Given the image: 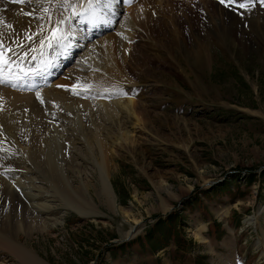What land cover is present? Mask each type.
I'll use <instances>...</instances> for the list:
<instances>
[{"label":"rangeland","instance_id":"374dc122","mask_svg":"<svg viewBox=\"0 0 264 264\" xmlns=\"http://www.w3.org/2000/svg\"><path fill=\"white\" fill-rule=\"evenodd\" d=\"M128 5L147 9L152 30L136 28L129 47L134 82L114 89L129 91L139 111V121L124 129L125 147L117 141L110 148L116 210L96 196L98 173L89 165L88 192L105 214L78 213L68 205L81 202L75 194L33 168L48 192L41 197L53 200L41 217L61 220L40 232L27 211L35 210L0 195V231L8 239L19 232L48 264H264V0ZM76 191L87 197L80 186ZM158 219L166 224L155 226ZM134 220L140 225L120 242ZM152 226L162 243L155 250L144 236ZM22 229L32 236L25 239ZM11 251L0 245V264H26Z\"/></svg>","mask_w":264,"mask_h":264},{"label":"bare ground","instance_id":"6f19581e","mask_svg":"<svg viewBox=\"0 0 264 264\" xmlns=\"http://www.w3.org/2000/svg\"><path fill=\"white\" fill-rule=\"evenodd\" d=\"M67 2L76 4L74 10L82 15L73 16L72 8L62 6L65 0H26L24 3L0 0V40L15 49L13 62L18 64L27 63L33 50H44L45 45L41 47L40 37L35 35L40 27L47 35L57 20L67 18L61 25L65 32V48L51 63L47 73L38 78L0 83V195L14 196L35 210L37 214L27 209L34 222L31 224L40 232L47 231L61 219L55 217L48 222L41 217L40 212L53 207L50 204L53 200L48 204L50 198L41 197L40 194L48 192L41 182L36 184L38 175L32 177L33 168L45 169L50 173L49 177L61 181L81 201L78 203L73 198L68 205L87 216L103 213L88 192L92 171L85 168L89 165L98 173V185L92 184L96 196L109 210H116V195L109 172L114 160L110 148L117 141L116 145L125 147L123 142L127 132L124 129L128 121H139V111L137 102L126 98L129 91L117 95L114 89L118 82H134L129 47L136 37V28L142 25L152 30L147 9L139 6L128 9V0H122L123 6L119 4L121 0H100L95 11L88 9V0ZM153 6L155 4L151 8ZM167 10L172 12V3H168ZM145 16L148 20L143 19L142 22L141 18ZM9 23L13 29L6 27ZM28 33L33 34L32 40L25 38ZM17 41L23 47H18ZM100 50L104 56L99 57ZM24 52L26 56H23ZM198 52L200 56L201 50ZM78 81L91 85L90 90L74 95L72 86ZM76 90L80 91V88ZM37 92L41 93L43 104L37 99ZM16 166H19L18 170H15ZM19 174L20 178L17 177ZM40 176L47 181V174L44 177L41 172ZM49 186H52V191L56 190L55 186ZM77 186L87 197L77 195ZM16 191H20L19 196ZM61 202L65 203L64 200ZM247 221H252V218H247ZM139 225L140 220H134L125 234L133 232ZM22 232L25 239L33 234L31 229ZM17 233L12 240L2 233L0 245L7 246L26 264H48L28 245L27 239L22 242L20 233Z\"/></svg>","mask_w":264,"mask_h":264},{"label":"snow or ice","instance_id":"6c2138e0","mask_svg":"<svg viewBox=\"0 0 264 264\" xmlns=\"http://www.w3.org/2000/svg\"><path fill=\"white\" fill-rule=\"evenodd\" d=\"M14 2L16 3H24L26 2V0H14ZM221 3H225V0H220ZM100 3V0H88V9H91L93 11H95L96 6ZM63 7L66 8H72L73 12L72 15L73 16H80L82 15V13L80 12H76L74 9L77 7L76 4H72V3H68L67 0H65V3L62 5ZM241 8L247 7L248 4L246 3H240L239 5ZM48 10L45 9V12H47ZM24 15H30V13H24ZM67 18H61L59 20H57L55 22V24L50 28L49 33L47 35H44V29L43 27H40L39 32L35 33L36 36L40 37L39 40V44L41 47H43L45 44H47L48 47H53L54 45H59L63 42L64 38H65V32L63 30V28L61 27V25H63L66 22ZM2 22V21H0ZM6 27L8 29H13V25L12 24H6ZM26 39L28 40H32L33 39V34L28 33L26 34ZM18 47H23L22 44H19V41L16 42ZM16 55L15 49L11 48L8 45H5L3 40H0V65L2 66H7L11 63H13V56ZM25 56L27 55V53L24 54ZM8 81L0 79V83H7ZM58 87H65L67 88V86L64 85H58ZM80 88V91H77L76 89ZM91 85L88 84H81L79 81L77 82L76 85L72 86V90H73V94L74 95H81L83 92H87L88 90H90ZM37 99L40 100V103L43 104L44 100L41 97V93L37 92L36 93Z\"/></svg>","mask_w":264,"mask_h":264},{"label":"trees","instance_id":"16d2710c","mask_svg":"<svg viewBox=\"0 0 264 264\" xmlns=\"http://www.w3.org/2000/svg\"><path fill=\"white\" fill-rule=\"evenodd\" d=\"M219 185H217L216 187H218ZM168 219H171L170 218V216H168ZM156 224H155V226H157V225H159V224H166V220H163V219H158L156 222H155ZM153 226H152V228L150 229V228H148V231L146 232V233H144V236H145V239H147V241L149 242V244H150V246H151V248L153 249V250H155V249H159V248H161L162 247V243H160L159 241H158V239L157 238H155L154 237V231H153ZM163 234H165V232H163ZM141 239V237H137L136 239H133V240H131V241H128V242H126L127 244H129V243H132V241H136V240H140ZM162 240V239H161ZM141 243H143V241L141 240ZM164 244V243H163ZM119 245V244H118Z\"/></svg>","mask_w":264,"mask_h":264},{"label":"water","instance_id":"95a60500","mask_svg":"<svg viewBox=\"0 0 264 264\" xmlns=\"http://www.w3.org/2000/svg\"><path fill=\"white\" fill-rule=\"evenodd\" d=\"M134 231H135V230H134ZM134 231H133V232H134ZM133 232H132V231H131V232H128V234H126L125 237L119 239V241L121 242V241H124V240L129 239V238L131 237V234H133Z\"/></svg>","mask_w":264,"mask_h":264}]
</instances>
